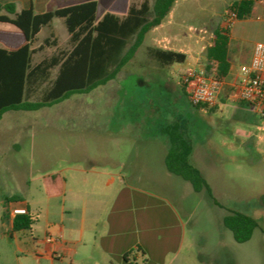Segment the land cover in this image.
<instances>
[{"label": "rangeland", "instance_id": "1", "mask_svg": "<svg viewBox=\"0 0 264 264\" xmlns=\"http://www.w3.org/2000/svg\"><path fill=\"white\" fill-rule=\"evenodd\" d=\"M128 1L120 0L122 9L109 11L106 8L113 4L112 0H98L97 20L106 12L122 14ZM233 1L177 0L173 16L166 17L164 27L150 30L148 38L178 35L181 38L179 46L193 58L189 68H204L212 34L216 28L226 27L228 6ZM260 5V0H256L252 13L237 19L229 33L231 69L225 78L227 84L212 105L199 109L179 92L156 89L148 95L146 93L156 108L160 104H168L169 108L175 106L180 109L187 121L188 133L198 146L197 157L218 202L216 204L206 191L196 192L182 177L168 176L158 162H151L150 168L142 171L143 179L139 185L126 187L125 192L129 194L133 189L135 196L149 193L159 198L158 208L150 207L149 213L163 211L167 220L172 218L175 222L173 230L161 229L159 233H148L146 238L143 237L142 242L149 251L145 258L151 264L158 260H164L163 264H264V130L260 129L253 107L229 99L232 90L229 83L241 65L250 61L254 45L264 42V18L258 17L262 12ZM5 25L17 34L1 32V45L15 46L24 41L18 28L8 23ZM51 27L59 45L38 52L36 61L69 47L63 19L54 18ZM49 35V28L44 27L35 46ZM55 74L56 69L53 76ZM132 80L131 77L116 78L112 80L114 82L110 80L90 91L73 93L65 100L37 110L4 112L0 118V202L11 194L33 198V193L38 191L33 177L62 166L61 149L64 146L91 154L94 148L102 146L95 135L109 132L112 116L118 108L112 103L116 89L112 85ZM161 107L165 108V105ZM156 120L157 115H151V132L158 127ZM45 156L48 163H45ZM214 166H218V172L214 171ZM121 188L120 185L111 187L110 192ZM38 202L44 204L45 200ZM232 211L248 214L257 221V227L246 243H238L223 223L224 216ZM133 213L128 209L126 217L133 219ZM14 232L21 243L33 242L31 229L6 231L4 219L0 216V248L13 242ZM126 239L133 244L130 256L134 258L139 254L142 258V246L135 226ZM9 257L12 259L13 256L8 255V260ZM138 262L146 263L142 259Z\"/></svg>", "mask_w": 264, "mask_h": 264}, {"label": "crops", "instance_id": "2", "mask_svg": "<svg viewBox=\"0 0 264 264\" xmlns=\"http://www.w3.org/2000/svg\"><path fill=\"white\" fill-rule=\"evenodd\" d=\"M142 1L136 3L140 4ZM0 2H14L18 10L33 6L36 12H44L79 3L80 0L70 2L66 0H0ZM119 2L120 0H112L113 4L106 9H110L109 11L122 9ZM132 2L135 1L127 2L122 14L112 13L126 15ZM173 11L174 5L169 16H173ZM6 23L8 22H0V33L6 31L16 35L13 29L6 27ZM51 24L45 26L49 28L50 34L54 33ZM165 24L163 22L152 30L162 28ZM234 24L230 27L229 33ZM67 36L69 39L68 31ZM148 36L147 33L132 58L112 79L131 77L133 80L128 81L130 83L117 82L112 85L116 88L112 103L118 108L116 114L112 116L109 132L95 135L102 146L94 148L93 154L69 145L64 146L61 149V161L64 164L33 177V182L38 189L36 193H33V198L11 194L1 200L2 215L0 216L2 220L4 219L6 231H17L13 228L12 207H26L33 215V222L29 228L33 242L21 243L17 233L14 232L13 242L0 248V264H139V259L146 262L143 264H151L145 258L149 251L142 242L143 237L146 238L148 233H159L161 229L162 231L173 230L175 222L172 218L167 220L163 211L149 213L150 207L158 208L156 203L160 200L159 198L149 193L135 196L133 189L129 191V194L125 192H127L126 187L139 185L140 180L143 179L142 171L148 170L151 162H158L160 167L166 169L168 176L176 175L169 172L165 164L170 147L167 128L172 124L179 123L191 140L193 150L190 161L202 172L208 185L211 186L197 157L198 146L188 133L187 121L183 118L180 109L175 106L169 108L168 104H160L165 105V108L160 105L156 108L154 101L146 97V93L148 95L151 90L162 89L184 93L190 102L183 76L193 58L187 50L179 46L181 38L178 35H164L154 39H149ZM146 42L151 43L146 44ZM161 42H164V45H161ZM24 43L25 38L18 45L0 44V47L15 50ZM150 47L181 51L186 53L187 59L183 63L164 64L151 55ZM37 53L33 56L34 63L42 59L35 60ZM112 80L111 82H114ZM175 100L179 102L178 98ZM239 103L252 108L247 103ZM151 115H157L158 127L153 132L150 125ZM151 155H154L153 159ZM44 160L45 163L49 162L47 156ZM213 169L216 172L219 170L218 166H214ZM52 175L57 177L50 185L51 192H49L45 178ZM117 185L123 188L111 193L110 188ZM40 199L45 200V203L39 204ZM128 209L134 212L133 219L126 217ZM134 226L140 238L142 258L139 254H136L134 258L130 256L133 244L128 243L126 236ZM47 235H51L56 241L48 242ZM8 255L13 256L12 259L9 257L8 260ZM163 263L164 260H158L153 264Z\"/></svg>", "mask_w": 264, "mask_h": 264}, {"label": "trees", "instance_id": "3", "mask_svg": "<svg viewBox=\"0 0 264 264\" xmlns=\"http://www.w3.org/2000/svg\"><path fill=\"white\" fill-rule=\"evenodd\" d=\"M176 0H143L132 2L126 15L106 12L97 20V0L79 3L44 12L33 6L18 10L16 3L0 2V22L16 26L24 35L25 43L15 50L0 47V118L8 110H37L52 105L73 93L90 91L114 79L132 58L145 35L164 22ZM256 0H234L228 11L236 10L237 19L249 16ZM264 4V0H260ZM54 18H62L69 33L67 49H58L51 56L33 62L35 53L46 47H58L54 33L38 41V34ZM229 29L218 27L207 47L204 69L214 77L226 78L230 73ZM151 55L164 64L183 63L187 55L181 51L150 47ZM56 74L53 76V70ZM203 108L208 105H194ZM170 147L165 158L169 172L191 183L196 192L206 191L216 204L211 188L202 172L191 163V140L179 123L167 128ZM56 175L45 178L50 185ZM15 199V198H14ZM33 215L29 212L13 217L14 230L29 229ZM234 239L248 241L257 227L250 215L232 211L223 218Z\"/></svg>", "mask_w": 264, "mask_h": 264}, {"label": "built area", "instance_id": "4", "mask_svg": "<svg viewBox=\"0 0 264 264\" xmlns=\"http://www.w3.org/2000/svg\"><path fill=\"white\" fill-rule=\"evenodd\" d=\"M261 3V2H260ZM262 12L258 17L264 18V4L261 3ZM237 20L236 10H230L225 18L226 27H231ZM183 83L189 100L193 105H212L226 83L225 78L214 77L203 67H191L183 76ZM229 99L251 105L258 115L259 126L264 130V42L254 45L249 62L242 64L240 71L234 76ZM12 214H26V207H12ZM48 242H55L51 235L46 236Z\"/></svg>", "mask_w": 264, "mask_h": 264}]
</instances>
